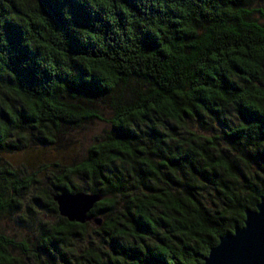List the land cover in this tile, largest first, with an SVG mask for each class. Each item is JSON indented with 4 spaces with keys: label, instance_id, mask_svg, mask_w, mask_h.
Here are the masks:
<instances>
[{
    "label": "trees",
    "instance_id": "16d2710c",
    "mask_svg": "<svg viewBox=\"0 0 264 264\" xmlns=\"http://www.w3.org/2000/svg\"><path fill=\"white\" fill-rule=\"evenodd\" d=\"M75 192L102 196L109 251L87 264H202L243 225L264 197V0H0V264L29 244L84 264L87 223L53 200ZM26 193L58 218L35 242L4 224L35 218Z\"/></svg>",
    "mask_w": 264,
    "mask_h": 264
},
{
    "label": "water",
    "instance_id": "95a60500",
    "mask_svg": "<svg viewBox=\"0 0 264 264\" xmlns=\"http://www.w3.org/2000/svg\"><path fill=\"white\" fill-rule=\"evenodd\" d=\"M59 215L68 222H92L99 227L102 219L88 215L102 196L85 192L58 193L53 195ZM202 264H264V197L253 210L245 211L241 227L231 234L222 235L211 247Z\"/></svg>",
    "mask_w": 264,
    "mask_h": 264
},
{
    "label": "rangeland",
    "instance_id": "374dc122",
    "mask_svg": "<svg viewBox=\"0 0 264 264\" xmlns=\"http://www.w3.org/2000/svg\"><path fill=\"white\" fill-rule=\"evenodd\" d=\"M105 124L97 123L89 127L88 129L84 130L83 132V139H84V146H87L88 143L91 141L92 138L99 136L102 134L103 130L105 129ZM24 199L21 201V208L22 212H27L28 208L31 209L29 215H35L33 220L18 222V217L13 219H8L4 222L5 229L9 236H15L17 239L25 238L29 239L30 242H35L36 237L38 235L33 234L34 226L38 222L40 218H44L48 222H56L58 220L55 214L49 213L46 209L41 207L40 205H32L30 203V194L26 193ZM28 215V214H26ZM27 226H30L27 228ZM98 227L95 226L92 222H87V227L83 231L84 236L82 239L75 241L74 245L70 252H67L68 257L73 261V257H82L81 261L84 264H87L85 260L93 258L95 254H107L108 249L106 243L102 240L101 235L96 231ZM32 245L29 244V248L31 252L26 253L24 256L20 255L17 252L13 253V257L16 259L21 260L24 264H36L34 261L33 254L34 249L30 247ZM111 249H110V256H111ZM112 257V256H111ZM113 259V258H112ZM44 260V259H43ZM44 262V261H43ZM39 264V263H38Z\"/></svg>",
    "mask_w": 264,
    "mask_h": 264
},
{
    "label": "flooded vegetation",
    "instance_id": "af4514ba",
    "mask_svg": "<svg viewBox=\"0 0 264 264\" xmlns=\"http://www.w3.org/2000/svg\"><path fill=\"white\" fill-rule=\"evenodd\" d=\"M81 259H82V257H81Z\"/></svg>",
    "mask_w": 264,
    "mask_h": 264
}]
</instances>
